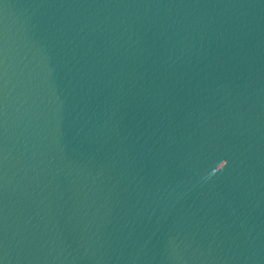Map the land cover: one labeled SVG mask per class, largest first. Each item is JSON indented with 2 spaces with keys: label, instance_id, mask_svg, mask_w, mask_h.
I'll return each mask as SVG.
<instances>
[{
  "label": "water",
  "instance_id": "1",
  "mask_svg": "<svg viewBox=\"0 0 264 264\" xmlns=\"http://www.w3.org/2000/svg\"><path fill=\"white\" fill-rule=\"evenodd\" d=\"M0 264H264V0H0Z\"/></svg>",
  "mask_w": 264,
  "mask_h": 264
}]
</instances>
